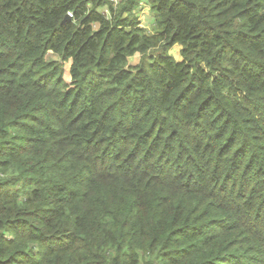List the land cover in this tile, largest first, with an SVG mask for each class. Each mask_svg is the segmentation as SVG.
Instances as JSON below:
<instances>
[{
  "label": "trees",
  "instance_id": "trees-1",
  "mask_svg": "<svg viewBox=\"0 0 264 264\" xmlns=\"http://www.w3.org/2000/svg\"><path fill=\"white\" fill-rule=\"evenodd\" d=\"M0 264H264V0H0Z\"/></svg>",
  "mask_w": 264,
  "mask_h": 264
},
{
  "label": "rangeland",
  "instance_id": "rangeland-1",
  "mask_svg": "<svg viewBox=\"0 0 264 264\" xmlns=\"http://www.w3.org/2000/svg\"><path fill=\"white\" fill-rule=\"evenodd\" d=\"M112 1V0H110ZM116 3L114 1L115 6L121 1V0H115ZM100 11L106 15H108V11L107 8H102L100 9ZM137 17L139 18V21L141 22V27H144L145 29H147L148 31H154V25H155V21H154V15L151 12V7L150 4L148 3V1H144V3H142L139 7V9L137 10ZM73 18V17H72ZM181 50L182 47L177 44L175 46H173V48L170 50V55H172L176 60L178 61H182L183 58L178 59V57H182L181 56ZM56 59H58L57 56H55ZM65 78L66 80L70 81V74H69V67L66 66L65 68Z\"/></svg>",
  "mask_w": 264,
  "mask_h": 264
},
{
  "label": "water",
  "instance_id": "water-1",
  "mask_svg": "<svg viewBox=\"0 0 264 264\" xmlns=\"http://www.w3.org/2000/svg\"><path fill=\"white\" fill-rule=\"evenodd\" d=\"M71 20V17H70V15H68L66 18H65V22L66 21H70Z\"/></svg>",
  "mask_w": 264,
  "mask_h": 264
},
{
  "label": "built area",
  "instance_id": "built-area-1",
  "mask_svg": "<svg viewBox=\"0 0 264 264\" xmlns=\"http://www.w3.org/2000/svg\"><path fill=\"white\" fill-rule=\"evenodd\" d=\"M112 1H114L116 3L115 0H112ZM69 15H70L71 18L73 17V14L72 13H69Z\"/></svg>",
  "mask_w": 264,
  "mask_h": 264
}]
</instances>
